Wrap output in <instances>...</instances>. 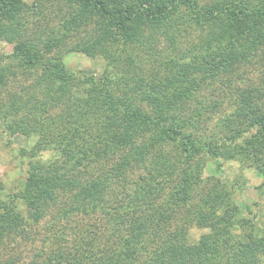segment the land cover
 <instances>
[{
	"label": "trees",
	"instance_id": "16d2710c",
	"mask_svg": "<svg viewBox=\"0 0 264 264\" xmlns=\"http://www.w3.org/2000/svg\"><path fill=\"white\" fill-rule=\"evenodd\" d=\"M0 41L2 144L34 140L0 264H264V0H0Z\"/></svg>",
	"mask_w": 264,
	"mask_h": 264
},
{
	"label": "rangeland",
	"instance_id": "374dc122",
	"mask_svg": "<svg viewBox=\"0 0 264 264\" xmlns=\"http://www.w3.org/2000/svg\"><path fill=\"white\" fill-rule=\"evenodd\" d=\"M24 1H26L27 3L33 2V0H24ZM30 20L35 21L36 23L28 27V33H29V30H30V33L34 32L36 29L40 27L38 25L41 24V21H37L36 19L30 18ZM11 50H12L11 44L4 42V41H0V54L1 55L8 54L11 52ZM97 61H95L94 59L90 60L89 58L85 56H81L73 52L66 53L63 55V62L69 69L81 70L85 74H91V73L98 74L101 71L102 62L99 60ZM24 77L20 75L18 77V80H21ZM205 93L209 94L208 92H205ZM224 95H226V97L224 98L225 100L228 98L229 93L225 92L222 96ZM207 98H208L207 102H213L212 100H214V99H210L211 98L210 96H208ZM194 109L196 108L194 107ZM209 109L206 112L207 114H210ZM225 110L229 111L228 108ZM216 119H217V116H212V121L209 124L214 123ZM208 127H210V125H208ZM2 142L4 143V138L1 139V134H0V180L6 186H10L11 181L14 182V179L24 176L22 168L19 165L20 161L18 159V149L20 150V148H28L34 142V140L26 139L24 137H15L13 138V144L11 145V147H5L2 144ZM208 176H213V177L223 180L222 173L216 170L215 164L212 161L207 162L206 167L204 169V177H208ZM248 176L251 178L249 179L251 182L250 184H253V182H255L253 181L254 180L253 175L251 176L248 174L246 177ZM253 195H254L253 191L246 190L247 201L253 200L254 198ZM257 204H258L256 205L257 208L255 209L256 226L260 229V234L261 233L264 234V199L262 198V200L260 201L258 200ZM43 225H44V221L41 222L39 225L40 230L43 227ZM42 237H43V234L32 235L28 241H24L27 244L23 246L24 250L26 251L25 254H29L31 250L41 248L42 243L40 242H41ZM29 242H31L30 245H29Z\"/></svg>",
	"mask_w": 264,
	"mask_h": 264
}]
</instances>
